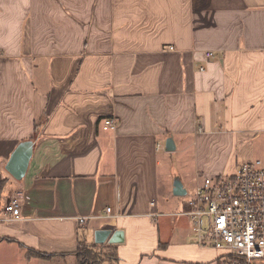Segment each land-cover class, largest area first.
I'll return each instance as SVG.
<instances>
[{"label": "crops", "instance_id": "0c3cea01", "mask_svg": "<svg viewBox=\"0 0 264 264\" xmlns=\"http://www.w3.org/2000/svg\"><path fill=\"white\" fill-rule=\"evenodd\" d=\"M25 141L17 183L6 166ZM255 160L264 0H0V217L23 198L21 219L0 222V264H80V243L116 246L118 264H218L177 215L175 180L190 191Z\"/></svg>", "mask_w": 264, "mask_h": 264}, {"label": "built area", "instance_id": "2783aa9c", "mask_svg": "<svg viewBox=\"0 0 264 264\" xmlns=\"http://www.w3.org/2000/svg\"><path fill=\"white\" fill-rule=\"evenodd\" d=\"M204 54L206 58L215 57L212 50ZM103 126L113 132L118 125L115 118H109ZM157 149L163 146L158 144ZM186 198L184 209L177 215L190 220L201 249L218 253V264H264V165L260 160L241 165L232 176L198 174ZM22 199L20 194L11 197L0 222L21 219ZM105 215L114 219L122 216L113 207H108ZM87 220L81 218L79 222L85 224Z\"/></svg>", "mask_w": 264, "mask_h": 264}, {"label": "water", "instance_id": "95a60500", "mask_svg": "<svg viewBox=\"0 0 264 264\" xmlns=\"http://www.w3.org/2000/svg\"><path fill=\"white\" fill-rule=\"evenodd\" d=\"M34 143L32 141H25L12 153L10 156V160L6 166L7 173L11 174L12 177L17 181H22L25 176L29 164L31 162V157L33 153ZM166 152L172 153L176 150V145L174 139L169 138L166 143ZM187 194L186 189L184 188V184L180 180H175L174 186V195L178 197L185 196ZM112 231L110 230H101L96 233V243L102 244L107 241ZM120 235L122 232H116L109 239L110 244H117L122 242L120 240Z\"/></svg>", "mask_w": 264, "mask_h": 264}, {"label": "trees", "instance_id": "16d2710c", "mask_svg": "<svg viewBox=\"0 0 264 264\" xmlns=\"http://www.w3.org/2000/svg\"><path fill=\"white\" fill-rule=\"evenodd\" d=\"M45 122V118L42 119V122ZM38 125L37 130L39 127ZM39 134L37 135V137ZM24 248V247H23ZM27 255L31 257L46 258L45 254L36 252L31 248H27ZM75 255L80 264H118V257L116 253V246L102 244V246L97 250L91 246L86 245L85 243H80L78 250L75 252Z\"/></svg>", "mask_w": 264, "mask_h": 264}, {"label": "rangeland", "instance_id": "374dc122", "mask_svg": "<svg viewBox=\"0 0 264 264\" xmlns=\"http://www.w3.org/2000/svg\"><path fill=\"white\" fill-rule=\"evenodd\" d=\"M176 159H178V156H177V155H174V157H173V162L171 163V165L176 164V162L178 161V160H176ZM172 168H174V170H176L175 165H174ZM16 182L19 183V181H17V180H16ZM176 207H177V208H176V209H177L176 211L178 212L179 210L182 209L183 206H182V205L180 206V204H179V205H177ZM178 207H179V208H178ZM192 240H193V239H192ZM189 241H191V238L188 240V242H189ZM189 244H190V242H189ZM211 252H212V251H209V252L207 253L206 257H211L212 255H215V253L212 254Z\"/></svg>", "mask_w": 264, "mask_h": 264}]
</instances>
